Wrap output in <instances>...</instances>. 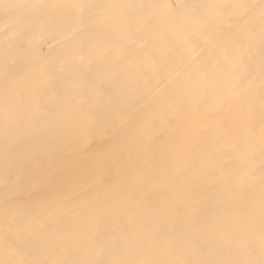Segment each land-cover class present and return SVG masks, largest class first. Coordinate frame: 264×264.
<instances>
[{"label": "rangeland", "instance_id": "374dc122", "mask_svg": "<svg viewBox=\"0 0 264 264\" xmlns=\"http://www.w3.org/2000/svg\"><path fill=\"white\" fill-rule=\"evenodd\" d=\"M166 1L0 0V264H264V0H183L182 6L171 8V16L163 9ZM70 3L77 13L68 12ZM199 22L215 31L207 48L204 41L190 40L204 48L197 60L210 54L212 78L221 90L216 99L206 101L208 110H224L222 125L235 127L223 133L219 163L214 153L186 154L175 163L163 142V149L154 152L158 160L152 174L148 157L141 153L143 140L136 139L142 114L135 112L120 132L101 140L104 127L96 119V104L88 106V114L82 101L101 94L107 97L112 116L127 112L150 79L140 87L132 84L143 70L135 63L139 49L128 48L117 37L144 43L146 52L157 53L155 61H160L156 39H166L176 23L196 30ZM185 32L178 34L177 43L186 39ZM55 40L59 44L46 45ZM219 45L224 54L213 53ZM180 52L170 49L164 55L177 59ZM76 54L81 62L70 60ZM59 61L64 63L63 74L55 70ZM145 64L144 70L152 65L148 60ZM157 66L165 72L167 64ZM75 83L79 106L51 104L37 113L47 93L56 98ZM231 86L235 91L227 103ZM170 98L165 93L161 101ZM59 112L64 122H48ZM247 118L253 120L251 136L236 127ZM165 122L160 134L172 143L179 140L183 130H171L172 120ZM211 127L207 121L200 130L209 142ZM146 136L156 146L159 136L150 131ZM119 138H125L124 145ZM86 145L91 150L81 160L78 156ZM249 154L252 159L247 163ZM133 158L140 164L136 171L129 165ZM205 158L217 162L216 182L196 187L181 201L179 196V201L171 198L163 206L154 203V190L161 191L163 161L190 169ZM113 161L118 164L107 171L106 164ZM179 173L176 179L181 178ZM226 174L233 175L230 185L222 182ZM210 177L207 173L208 181ZM186 179L196 180L193 175ZM85 184L95 203L109 208L96 219L89 211L78 212L67 192H77ZM109 185L133 189L131 201H107ZM140 187L147 190L144 195L139 194ZM217 205L222 207L218 218L206 216L205 210ZM133 206L142 218H134ZM42 208L45 216L29 222V213ZM78 220L87 229L78 226ZM11 226L29 234L36 227L39 234L51 235L25 241L17 233L6 241L3 232Z\"/></svg>", "mask_w": 264, "mask_h": 264}, {"label": "bare ground", "instance_id": "6f19581e", "mask_svg": "<svg viewBox=\"0 0 264 264\" xmlns=\"http://www.w3.org/2000/svg\"><path fill=\"white\" fill-rule=\"evenodd\" d=\"M182 2L183 0H168L166 1V3L162 4L163 9H165L168 15L171 16L172 15V14L170 15V13L172 12L171 8L172 7L174 8V6L176 7L182 6ZM67 4L69 3L67 2ZM246 5L247 7L250 6V2H248ZM70 6H71V10L69 8ZM69 7L67 8V10H69L68 11L69 13L70 11L71 14L77 13L76 8L71 3ZM77 9L80 10V7H78ZM238 16L239 13L236 14L235 19H238ZM63 20H66V18ZM92 22L93 21L91 19L87 21V23L91 25ZM180 24L176 23V25L174 24V26L170 28V31L167 32V34L165 35L166 39L165 38L156 39V42H158V45L160 47V51H159V53L161 54L159 58L160 61L159 60L155 61L157 57V53H149L148 50H147L148 52H146V48L148 47L145 46L144 43L133 44L131 43V40L127 38L121 39L120 37H117V40L122 41L123 43L125 42L126 45L129 46L128 48L136 47V49L137 48L139 49V53L135 58V63L138 70L140 69L143 70L141 72L139 71V73H137L134 76V78L132 79V84L140 87L141 82H143L146 79H150L148 80L149 84L147 85V89L145 90V93L140 97L137 103H135L133 106L132 105L129 106L128 108L129 110L127 112L121 114L120 116L118 115L112 116L113 114L112 113H111L112 115L110 114V111L107 106V97L101 94L96 95L92 101L91 100L89 101L88 97H84L82 101V103H85V105L87 104V107L90 106L91 103L96 104V109H97L96 119L99 122V124L103 125L104 127L103 130L104 134L100 136L101 140H104L108 134H117L118 132H120L123 129V127L127 125L129 121H131V117L133 114H135V112L137 113L139 112L142 114L141 115L142 120L136 126V132H137L136 139L143 140L141 153L143 156L148 157V163L151 167L150 169L152 174L156 172L155 168H156V162L158 160V158L154 156V152L158 148L163 149L161 145L163 142L165 144L167 143L168 148L172 150L174 154L173 156L175 163H180L184 158L183 156H186V154L189 156H193V155L206 156L209 153L212 154L214 153V155L217 157L215 161L219 163L218 156L220 151L222 150L221 147H222L223 133L230 131L235 127L234 124L222 125L223 124L222 122L226 117L225 113H223L224 110L223 111H220V109L208 110L206 101L208 99H216L221 93V90L216 86L217 83L216 80L212 78L213 76V73L211 72L212 69L211 66L208 64V60L210 57L209 52H208L209 55H207L208 57L205 55L201 59H198L199 60L198 61L197 58L203 54L201 53V51L204 48L202 49V46L200 44L198 45V43L196 45H194V43H190L191 42L190 40L192 39V37H194L195 39L199 40L198 41L199 43L204 41L203 45H206L205 48L210 46L213 36L215 34L213 26L204 27L205 22H199L196 26V30H194L190 26L183 28ZM223 26L225 25L223 24ZM188 30H191L192 32H188ZM183 32H185L187 35L186 39L183 40L182 42L178 41L179 43H177L176 38L177 36H179L178 34ZM169 39L170 41L168 43ZM171 40L174 42V44L170 43L172 42ZM52 44L56 45L59 43L56 42L55 40L47 43L46 45L52 47ZM170 49H179L181 51L180 57H178L177 59H173L171 56H167L166 54L164 55V53L166 52L168 53V50ZM222 49H223L222 46L219 45L217 49H214L213 53L222 54L223 53ZM70 60H73L75 63H78L81 62L82 59L79 54H76L75 56H72ZM147 60L152 65H150L149 68L144 70V65L146 68L145 63ZM163 62L167 64L165 72H161L162 70L159 71V69H157L158 68L157 63L160 64ZM222 63L223 62L221 61L216 66H218L220 69V65ZM63 65H64L63 61L57 62L55 66V70L57 71L58 74L64 73L65 69ZM221 79L223 78L221 77ZM78 86L79 85L75 83L68 91H66V93L63 94L61 93V95H58L56 98H53L50 93H47V95H45V97L42 98L40 102V107L37 108V113L44 112L43 109L44 106H49L51 104L52 105L60 104L62 106V104H64L65 102L71 106H79L80 99L77 95L79 92ZM143 88H145V86H143ZM234 91H235L234 87L232 86L228 87L226 91V94H228V96L225 97V101H227L229 96L231 97ZM165 93H169L171 97L169 99L170 101H168L167 103L161 101L162 96ZM227 103H230V100H228ZM160 104H163V106H161ZM181 106L185 107L186 113H183L184 111L183 112L181 111L180 108ZM165 109L168 111L165 112L164 111ZM87 113L88 114L91 113L89 107ZM109 116L113 117L112 121L111 123H106L105 119ZM47 119L48 122L56 123V124H60L61 122L65 121L63 112H59L57 113V115L53 117H48ZM167 119L172 120L171 124H169V128L171 130L174 129L175 130L177 129V131L179 129L183 130V133L178 138L179 140L174 141L173 143L170 138L163 137V135L160 134L166 128V126H164V123H166L165 121H167ZM207 121L209 125H212L210 129V142L208 140H204L203 138L204 134L203 132L200 131ZM237 125L241 126L240 130L241 132H243L244 135L251 136L254 132L253 120L250 118H247L244 122H237L236 127H238ZM149 131L154 132L159 136L160 142L158 141L156 146H153L152 145L153 143L151 144L150 140L146 136V134ZM118 142L124 145L125 138H119ZM177 148L182 150L178 151ZM90 150L91 148L89 145L84 146L78 158L81 160L85 159L86 152ZM246 156H247V163H250L249 161L252 159L250 157V154ZM215 161L206 160V158L205 160L204 159L198 160L190 169L189 168L176 169L168 162L163 161L164 169L162 170L161 181H160L161 191L156 192V190H154V192L156 193L154 195V203L158 207L163 206L171 198H174L175 201H179L176 200L179 199V196L181 201L185 199V196L190 194V192H192L196 187L204 186L205 184H208L210 181L213 183L216 182V178L214 176L216 171L215 166L217 162ZM117 162L118 161L116 162L113 161L109 164H106L107 171L114 170L116 164H118ZM239 162H241L242 164L245 163L243 159H241V161L239 160ZM70 163H72V161ZM129 165L132 168V170L136 171L139 168L140 164L133 158L129 163ZM177 170L180 172L179 173L181 177L180 179L175 178V173L177 172ZM207 173L210 174L211 176L209 181L206 178ZM188 175L195 176L196 180L188 181L186 179ZM45 181L50 182V178L46 179ZM222 182H224V184L226 185L227 184L230 185V183L234 182L233 175L226 174ZM86 184L83 185L79 190H77V192H73L70 189L67 190V192L70 197L72 198L74 197L73 204L78 212L81 213L84 212L85 210L87 212L89 211L90 216H92L93 219H96L98 215H102L106 211L108 212L109 208L105 206L101 208L97 205V203H95V201L93 200V193L90 192ZM109 186L110 187L108 191L104 194V197L106 198L107 201L109 202L131 201L134 195L133 189L125 188L123 190H120L114 185H109ZM146 191L147 190H145V188L140 187L139 194L144 195ZM65 204L66 203L64 202V204L60 208L61 211L66 210L64 208ZM145 208L146 210H148L147 207ZM221 208L222 207H219L218 205L213 206L211 210L206 209L205 214L206 216H211L213 219H217L218 218L217 216L220 213ZM44 211H45L44 208H42L35 213H29V215L27 216L28 221L30 222L36 218H41V216L44 217L45 216ZM132 211H134L133 212L134 218L136 219L142 218L143 214H141L137 206H133ZM61 214L63 215V211L61 212ZM122 223L126 224L125 221H122ZM77 224L83 229H87V225L85 223H82V221L78 220ZM31 232H30L31 234L26 232L22 233L19 227L11 226V227H7L5 232H3L4 235L3 237L5 238L6 241H9V239L12 236L18 233L25 241L26 240L37 241V240H43L51 235L50 233L39 234L36 227H32ZM201 233H203V231H201ZM207 234H208L207 232L206 234L205 232L202 234L205 240L206 238H208Z\"/></svg>", "mask_w": 264, "mask_h": 264}]
</instances>
